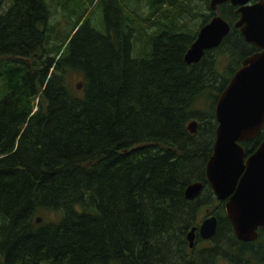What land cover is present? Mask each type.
<instances>
[{
  "label": "trees",
  "instance_id": "1",
  "mask_svg": "<svg viewBox=\"0 0 264 264\" xmlns=\"http://www.w3.org/2000/svg\"><path fill=\"white\" fill-rule=\"evenodd\" d=\"M208 2L0 0V264H264V231L237 240L204 176L217 95L256 50ZM214 14L228 32L186 64ZM201 207L216 227L191 251Z\"/></svg>",
  "mask_w": 264,
  "mask_h": 264
},
{
  "label": "water",
  "instance_id": "2",
  "mask_svg": "<svg viewBox=\"0 0 264 264\" xmlns=\"http://www.w3.org/2000/svg\"><path fill=\"white\" fill-rule=\"evenodd\" d=\"M225 1L238 5L233 27L256 51L240 62L217 95L213 109L214 139L204 176L213 196L224 201V214L234 237L250 241L256 237L257 228L264 231V139L249 154H245L240 143L257 135L264 123V1L249 5L248 0H209L208 8L214 12L216 5ZM228 29L226 21L214 14L197 30L183 55L184 62H198L203 51L216 47ZM195 126L196 122L191 120L186 129L193 133ZM201 189V182H192L185 187L184 197L194 199ZM215 225L213 215L204 218L198 226L199 236L210 237ZM193 231L194 227L186 234L188 247L193 244Z\"/></svg>",
  "mask_w": 264,
  "mask_h": 264
},
{
  "label": "flooded vegetation",
  "instance_id": "3",
  "mask_svg": "<svg viewBox=\"0 0 264 264\" xmlns=\"http://www.w3.org/2000/svg\"><path fill=\"white\" fill-rule=\"evenodd\" d=\"M255 1H257V0H248V1L246 2V4H249V5H250V4L254 3ZM263 1H264V0H263ZM225 3H228L230 6H232V8H233V13H234L235 16H236V17H235V18H236L235 21H236L237 18H238V14L236 13V9H237L238 5H231L229 2L225 1V2H222V3L217 4V5H216V9H217V7H219L220 5L225 4ZM216 9H215L214 13H216ZM235 21H234V22H235ZM234 22H233V23H234ZM232 26H233V24H232ZM236 29H237V28H236ZM237 30H238V29H237ZM238 32H239V31H238ZM239 34H240V33H239ZM225 35H226V34H225ZM240 36H241V35H240ZM243 40H244V39H243ZM248 44H249V43H248ZM250 45H251V44H250ZM253 47H254V46H253ZM254 48H255V47H254ZM255 49H256V48H255ZM255 51H256V50H255ZM255 51H254V52H255ZM230 76H231V75H230ZM263 124H264V123H263ZM262 126H263V125H262ZM261 128H262V127H261ZM258 133H259V132H258ZM258 133H257V134H258ZM255 136H256V135H255ZM255 136H254V137H255ZM254 137H253V138H254ZM253 138H251V139H253ZM251 139H249V140H247V141H250ZM263 139H264V138H263ZM263 139H262V140H263ZM247 141H244V142H247ZM241 143H242V142H241ZM255 148H256V147H255ZM255 148H254V149H255ZM254 149H253V150H254ZM253 150H252V151H253ZM252 151H251V152H252ZM251 152H250V153H251ZM216 200H217V199H216ZM223 202H224V201H222V206H223ZM205 213H206V215H205L204 218H206V217L212 215V214H210V212H209L207 209H205ZM213 216H214V215H213ZM214 217H215V216H214ZM204 218H202V219L200 220V222H201ZM215 219H216V218H215ZM200 222H197V224H195L194 226H192V227H194V231H193V240H192V242H193L192 247H188V242H187V240H186V235H185V241H186V243H187V247H188V249L191 250V251L194 250L195 245H196L197 242H208V241L210 240V237L212 236V235H211L210 237H208V238H204V239L201 238V237L199 236V234H198V226H199ZM192 227H191V228H192ZM215 227H216V225H215ZM191 228H190V229H191ZM190 229H189V230H190ZM257 229H258V228H257ZM257 229H256V230H257ZM259 229H260V228H259ZM189 230H188V231H189ZM260 230H261V229H260ZM188 231H187V232H188ZM262 231H263V230H262ZM232 233H233V232H232ZM186 234H187V233H186ZM233 235H234V234H233ZM254 239H255V238H254ZM254 239H253V240H254ZM250 241H252V240H250Z\"/></svg>",
  "mask_w": 264,
  "mask_h": 264
},
{
  "label": "rangeland",
  "instance_id": "4",
  "mask_svg": "<svg viewBox=\"0 0 264 264\" xmlns=\"http://www.w3.org/2000/svg\"><path fill=\"white\" fill-rule=\"evenodd\" d=\"M196 4L198 5L199 8L204 10V8H202L203 1H196ZM204 12L206 13L207 10H204ZM53 18L54 19H58L60 24H63V25L65 24V21L63 22V19L61 18V12H60L59 8L56 11H54ZM197 22H198V19H193L190 22H187V25L188 26H190V25L192 26V25H194ZM65 27H66V25L64 26L63 29H65ZM222 63H223V61L221 62V64ZM76 79H77V77H72L71 76L70 80H69V84L73 85L75 82H77ZM205 209L209 210L210 207H201L199 209V211L197 213V221L198 222H200V220L205 217V215H206ZM207 245H208L207 242H197L194 249H200L201 247H204V246H207ZM221 264H226V263H225V261H223V263H221Z\"/></svg>",
  "mask_w": 264,
  "mask_h": 264
}]
</instances>
